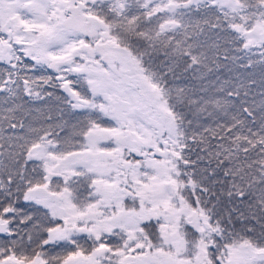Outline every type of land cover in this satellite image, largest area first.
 Listing matches in <instances>:
<instances>
[{"label": "snow or ice", "instance_id": "6c2138e0", "mask_svg": "<svg viewBox=\"0 0 264 264\" xmlns=\"http://www.w3.org/2000/svg\"><path fill=\"white\" fill-rule=\"evenodd\" d=\"M0 264H264V0H0Z\"/></svg>", "mask_w": 264, "mask_h": 264}]
</instances>
